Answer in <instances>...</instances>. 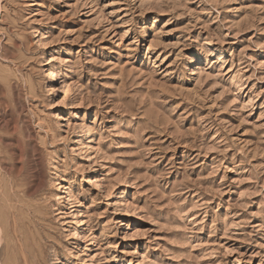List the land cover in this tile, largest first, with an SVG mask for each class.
<instances>
[{
	"label": "rangeland",
	"instance_id": "374dc122",
	"mask_svg": "<svg viewBox=\"0 0 264 264\" xmlns=\"http://www.w3.org/2000/svg\"><path fill=\"white\" fill-rule=\"evenodd\" d=\"M0 225V264H264V0H0Z\"/></svg>",
	"mask_w": 264,
	"mask_h": 264
},
{
	"label": "bare ground",
	"instance_id": "6f19581e",
	"mask_svg": "<svg viewBox=\"0 0 264 264\" xmlns=\"http://www.w3.org/2000/svg\"><path fill=\"white\" fill-rule=\"evenodd\" d=\"M2 219V218H1ZM5 219H6V217H5ZM14 225V224H13ZM1 226V225H0ZM1 228V227H0ZM2 229V228H1ZM19 231V230H18ZM2 232H4V231H2ZM20 236V235H19ZM14 239V238H13ZM19 241V240H18ZM22 242V241H21ZM19 243V242H18ZM18 245V244H17ZM19 246H20V244H19ZM21 250V249H20ZM20 252V251H19ZM22 253V252H21ZM23 253H25V252H23ZM22 256V255H21ZM24 256V255H23ZM25 257V256H24ZM32 259V258H31Z\"/></svg>",
	"mask_w": 264,
	"mask_h": 264
}]
</instances>
